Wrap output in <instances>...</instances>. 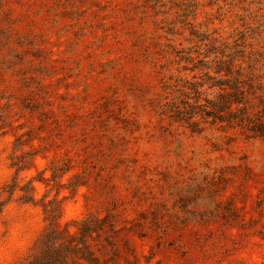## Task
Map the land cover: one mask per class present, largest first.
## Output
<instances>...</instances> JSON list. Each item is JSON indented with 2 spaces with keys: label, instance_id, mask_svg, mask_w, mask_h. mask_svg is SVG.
Returning <instances> with one entry per match:
<instances>
[{
  "label": "rangeland",
  "instance_id": "1",
  "mask_svg": "<svg viewBox=\"0 0 264 264\" xmlns=\"http://www.w3.org/2000/svg\"><path fill=\"white\" fill-rule=\"evenodd\" d=\"M221 52L264 86V0H0V264L264 263V137L183 112Z\"/></svg>",
  "mask_w": 264,
  "mask_h": 264
},
{
  "label": "trees",
  "instance_id": "2",
  "mask_svg": "<svg viewBox=\"0 0 264 264\" xmlns=\"http://www.w3.org/2000/svg\"><path fill=\"white\" fill-rule=\"evenodd\" d=\"M214 72L223 75L216 81L218 91L213 99L204 97V103L183 101V112L192 117L196 106L201 108L213 122L233 129H241L248 136L264 137V86L261 74L243 60V53H220L215 57ZM245 64V66L243 65ZM209 66V65H206ZM256 107V111L251 108ZM175 108H178L175 105ZM179 113V109H176ZM83 242V241H82ZM67 255L59 246L39 251L25 264H64ZM264 264V263H260Z\"/></svg>",
  "mask_w": 264,
  "mask_h": 264
}]
</instances>
